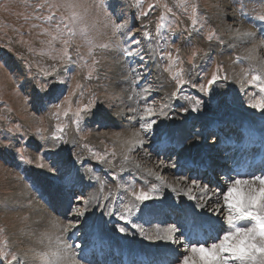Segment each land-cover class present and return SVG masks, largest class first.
<instances>
[{"label":"rangeland","instance_id":"rangeland-1","mask_svg":"<svg viewBox=\"0 0 264 264\" xmlns=\"http://www.w3.org/2000/svg\"><path fill=\"white\" fill-rule=\"evenodd\" d=\"M49 16L51 21L45 19ZM262 16L264 0H187L184 5L142 0L139 6L137 0H0V264H17L13 256L18 264H55L58 258L50 260L41 242L51 241L46 221L63 218L68 232L84 220L90 197L98 198L97 210L110 196L113 205L104 208L105 216L119 203L132 210L155 203L166 189L159 191L134 165L164 182L168 177L173 183L178 178L193 183V176L174 175L178 165L172 170V161L151 152L150 145L164 117L264 115V109L253 106L264 92L250 83L254 69H264V48H255L264 46ZM61 17L68 19L61 23ZM214 74L217 79L209 84ZM148 107L151 116H145ZM204 140L213 142L212 137ZM153 160L164 166L152 169L148 162ZM68 164L76 167L74 176ZM92 170L98 175L87 176ZM76 171L96 184L85 194L63 186ZM117 180L118 185L107 187ZM206 180L197 178L216 187ZM34 184L43 186L42 196ZM123 192L127 199H121ZM141 192L149 199L137 200L133 193ZM59 208H66L68 217L60 216ZM126 213L119 214L121 220L111 218L115 232L121 231ZM127 223L151 239L141 224Z\"/></svg>","mask_w":264,"mask_h":264},{"label":"bare ground","instance_id":"bare-ground-1","mask_svg":"<svg viewBox=\"0 0 264 264\" xmlns=\"http://www.w3.org/2000/svg\"><path fill=\"white\" fill-rule=\"evenodd\" d=\"M262 44L263 43H260V44L257 43L255 48L261 47L263 49L264 46ZM262 53H263V57H264V52H262ZM256 55H258V53H256ZM261 57H262V54H261ZM159 78H161V77H159ZM163 90H165V88ZM169 113H170V108L168 110H166L165 115H168ZM242 114L243 113L240 114L238 112H229V116H226V118L221 119V120H223V119L226 120V122L228 120H232L230 123H228L226 125V128L228 129L226 131H227V133L229 131L232 132L233 135L237 134V137L241 138L240 140H238L237 146L235 148L232 147L229 150V151H233L235 153L234 154V156L236 155L235 158L239 157L244 150H248V153H249V152L253 151V148L255 146H259L257 141L253 140L251 138L248 139L249 141H251V143L246 144V145H242V141L244 142V139H243L244 133L239 129V125H241V124L244 125L245 123L252 122L253 127L256 131H259L260 134H263V132H264V115H261V116L251 115V116H249L246 114H244V115H242ZM187 115H186V117H188ZM93 118L96 120L97 116L93 117ZM175 118L176 119L166 118V117L163 118L164 122L160 126V132L164 133V138H161L158 135L157 139H155L151 143L150 151L153 152V149L155 147L159 146V144H161V143L167 142V139L170 137H173V139H177L180 135H182V132L185 131L184 135L187 136L186 137L187 141H182V144L178 147V149H174L175 154L177 153L176 158H179L181 156L179 158L178 164H177L179 167V170H181V169H182V171L184 170V167L180 166L184 159H191L193 157H195L196 159H201V162H204L205 166H207V167L209 166L208 170L206 172H204V174H200V175L197 174V177H196V174L195 175L192 174V176L194 178H199V179L201 177L202 181H205L206 179H208L209 181L214 182V184L216 183L217 184L216 187L214 189H211L210 185L199 184L198 183L199 181H197V179H194V180L191 179L192 181L197 182L195 184H193V183L189 184L188 180L183 179V178H181V179L178 178L176 180V182L174 181V183H173L168 177H167V182H164L161 179L162 177H160L155 172H151L152 170H150V172H149L145 168L143 169V168H140L138 165H134L135 168L141 170L140 171L141 174L147 179L148 182H155V185L157 186V189L159 191L162 188L166 189V191L164 190V194L161 193L160 197L157 198L155 203L150 202V204L143 206L141 209H138L137 207L134 210H132L133 208L122 209V208H119V204H120L119 203L118 205H116L114 207L115 213H113L112 211L109 210L107 212L106 216H105L106 210H104V208L107 209L108 206L113 205V201L111 200L110 196L105 197L104 206L102 207V204H100L102 208L97 209V210H96V204H97L98 198L90 197V201H92V204L89 202L91 205L88 204L89 206H87L86 210L84 211V214H83L84 218L82 217L84 220L81 222V224L74 225L73 228L70 229L68 232L65 231L66 226L64 225L65 220L64 221L62 220L63 218H61L59 220L58 219H48L47 220V217L52 218V216L50 215L49 212H45L42 209L41 213H43L44 216H47L44 219L45 221L47 220L46 221V227L50 228V230H51V234H50V236H51L50 240L51 241L50 242L48 241L49 242L48 243V242H44L41 240V242H42V245L43 244L47 245V248L46 249L43 248V251L46 250L45 252H47V255L51 258L50 260L58 258L57 262L55 264H57V263L72 264L73 261L77 262V264H92L83 258V253L79 252L80 249L82 248L83 244L81 242V239H77L75 241V235H76V232L79 230L82 234L83 231H86L90 227H94L96 225L102 229V231L105 235H111V238L113 239V242H114V247L119 246V248H122V247H125L127 244L129 246H132L133 248H138V249L144 250L145 252H148L149 254L156 256V260H154V262H156V264H163V262L161 260L166 255L172 256L173 258H171V259L173 261L174 260L179 261L181 258H183V256L185 254L186 255L188 254L190 248L193 246L194 243L190 246H187V242L182 239L183 235L181 234V228L185 222L191 223V221H190L191 219H193L192 220V222H193L194 220H200V219L205 218V220L211 221L212 224L215 227H217L218 230H221L222 232L228 230V226L226 223V217L229 215V211H228L226 205L224 204L223 195L227 191V188L231 186V184L234 182L235 179H237V178L243 179V177H241V178L236 177L234 174H232L233 178L228 179L227 177L223 176V175H228L230 170L235 171L236 170L235 164H233V162L230 164L224 163V161H226L225 160L226 156L224 154L219 155V153H223L224 150L220 149V147L216 144V141L215 142L214 141L213 142H209V141L206 142L204 140L205 134H208L214 125V123L210 121L209 117H205L203 119L198 118L196 120L191 119L190 117L178 118L177 116H175ZM201 128H204V129H201ZM125 129H126V127H125ZM195 130H197V132H195ZM205 130L208 133H205ZM133 132H135V131L134 130L131 132L128 131L127 134L131 136V135H133ZM192 132H195V134H192ZM125 133L126 132H124V134ZM136 134H137L136 139H138L139 136H141V133L138 132ZM191 134H192V137H190ZM214 140H217V139L215 138ZM156 141H159V142L156 144V146H154V143ZM217 143H219V141H217ZM153 146H154V148H153ZM241 146H243L242 151L239 150V148ZM198 149H200V150L197 152ZM227 149H229V148H227ZM142 153L143 152L141 151V154ZM154 154H156V153H154ZM228 154H231V153L229 152ZM166 155H169V152ZM206 158H209L211 160V163L209 162V160L205 161ZM170 160H172V162L174 164L177 163L175 161V158L172 156H171ZM240 161H242V160H240ZM207 162H209V164H207ZM148 163H149V166H152V169H155V170L160 165L164 166L163 163H157L154 160L149 161ZM168 166L172 170L176 167L175 165H172V166H174V168H172L170 165H168ZM218 168H222V170H227V173H223L222 171L220 173V170ZM99 169L102 171V167H99ZM125 171L131 172L130 169H126ZM208 171H212L213 174L216 172L221 174V176L217 178L219 183L216 182L215 179H212V177L209 175ZM254 171H255V173H253V174L257 176V170H254ZM126 172H123L121 175L125 176L124 173H126ZM217 173H216V177H217V175H219ZM175 174H176V170L174 172V175ZM258 174H260V173L258 172ZM80 175H81V173L79 174L76 171V176L74 177L75 181L72 183V185H74V184H76V185L68 188V189L76 190V192L78 194H80L81 192H84L86 189H88V190H86L88 192L89 190L92 189V187L94 185H96L92 181L89 183V178L87 176L89 175L91 177L93 175H98V173L95 170H92L91 173L89 172V174H87V176L85 177L86 179L83 178V176L81 177ZM121 175H119V177ZM203 175H206L205 179H203ZM263 175H262V177H263ZM222 176L225 178V180ZM250 176L251 175H247L245 177H248V178H244V179H249V180L253 179V178L250 179L249 178ZM175 178H177V177H175ZM220 179H221V181H220ZM93 181H95V180H93ZM228 181H231V182H228ZM117 183H118V180H117V182L115 181L114 183H111V182H109V184L106 183V185H107V187L111 188L113 186L118 185ZM77 186L79 189L77 188ZM257 186H259V185L257 184ZM61 194H63V192ZM119 195L121 196L122 200L127 199L126 193L123 192V194L120 193ZM193 197H195V199H193ZM69 201L70 200L68 199L67 204L70 203ZM64 206H65V203H64ZM64 206H62V207H64ZM52 209H55V208H52ZM65 209L66 208H64V210L62 208H59V211L61 212V214L59 213L60 216L62 215V217H68V215L64 213ZM123 212H127L126 213L127 218L122 220L124 225L121 228L124 227L123 228L124 231L115 232L116 227L113 228L110 225L109 221L112 218L111 216H113V215L115 216V218H118L119 220H121L122 218L119 216V214H121ZM129 214H130V216H129ZM145 215H152V217L146 218V217H144ZM76 217L77 216H75V218ZM129 217H131L132 219L130 220ZM152 218H155V219L150 220ZM165 219H166L165 222L161 221V220H165ZM36 220H37V218H36ZM56 221H58L59 224H56ZM88 221H90L91 223H89ZM128 221H132L131 227H134L135 223H136V225L141 224L145 231L148 229L147 233L151 234L150 235L151 239L147 240V238L143 235V231L141 230L140 227H138V228L136 227L138 233L134 232L132 229L131 230L128 229V227H129V225L127 226ZM38 222L43 223V221H38ZM153 222H155V223H153ZM169 223L175 224L174 226H175L176 230L174 232L169 233L167 231L168 229L173 227V226H167V225H170ZM55 224H56V226H54ZM43 225H44V223H43ZM242 226H245V225H242ZM65 232L68 233L67 237H66ZM81 234H79V235H81ZM69 235L73 236L70 242L68 241ZM169 235L171 236V239H166L165 237L169 236ZM83 239H86V238H83ZM212 239L213 238L209 239L208 242L211 241ZM59 241H61V242L63 241L64 242V243H62L63 245H61V243L59 245L58 244ZM34 243H35V241H34ZM35 245L37 246L36 243H35ZM182 246L186 248L184 251L185 253L181 250ZM57 253H58V255H57ZM157 255H158V257H157ZM115 256L116 255L114 253H112L109 256V259L112 261V260H114ZM68 260H70V261H68ZM48 262H50V261H48ZM54 262H55V260H54ZM44 263H46L45 260H44Z\"/></svg>","mask_w":264,"mask_h":264},{"label":"snow or ice","instance_id":"snow-or-ice-1","mask_svg":"<svg viewBox=\"0 0 264 264\" xmlns=\"http://www.w3.org/2000/svg\"><path fill=\"white\" fill-rule=\"evenodd\" d=\"M141 3L142 0H137L138 6ZM178 3L184 5L187 0H178ZM39 7H43V5ZM165 7L167 8V5ZM167 10L171 12V9ZM144 15H147V13H144ZM53 16L45 17V19L51 21ZM67 19V17H61V23H64ZM260 19L264 20V16ZM195 22L193 20V23ZM64 27L67 28L68 25L64 24ZM162 27H164L163 23L157 25V31ZM69 32H72L70 28ZM145 35L150 37L151 33L146 32ZM211 38L209 36V39ZM103 47H107V45ZM124 54L127 56L133 55L129 51H125ZM136 54L138 55V53ZM254 71L255 74L250 83L256 84L260 91L264 92V69H254ZM216 79L217 76L214 74L209 84L214 83ZM253 106L264 109V98ZM144 111L145 116L153 114L151 107L146 108ZM150 126V124L146 125V127ZM195 183L193 181V184ZM133 195L136 196L137 200L149 199L148 194L144 192L133 193ZM223 201L229 211V215L226 217L228 230L224 231L222 238L217 236L218 243H212L207 247L204 243L199 244V246L193 245L188 254L183 256L181 264H264V177L255 176L251 180L235 179L224 193ZM175 230V226H173L167 231L171 233ZM121 231H124V229L122 228ZM165 238L171 239V236ZM12 259L17 261L18 264L16 256H13ZM72 264H77V262L73 261Z\"/></svg>","mask_w":264,"mask_h":264}]
</instances>
